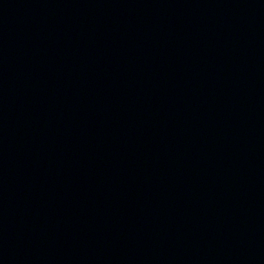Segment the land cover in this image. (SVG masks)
<instances>
[{
  "label": "water",
  "instance_id": "95a60500",
  "mask_svg": "<svg viewBox=\"0 0 264 264\" xmlns=\"http://www.w3.org/2000/svg\"><path fill=\"white\" fill-rule=\"evenodd\" d=\"M0 264H264V0H0Z\"/></svg>",
  "mask_w": 264,
  "mask_h": 264
}]
</instances>
